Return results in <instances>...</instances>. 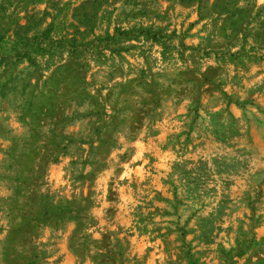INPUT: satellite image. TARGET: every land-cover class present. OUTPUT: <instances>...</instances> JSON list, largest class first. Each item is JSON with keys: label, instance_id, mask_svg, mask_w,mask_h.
Returning <instances> with one entry per match:
<instances>
[{"label": "rangeland", "instance_id": "1", "mask_svg": "<svg viewBox=\"0 0 264 264\" xmlns=\"http://www.w3.org/2000/svg\"><path fill=\"white\" fill-rule=\"evenodd\" d=\"M0 264H264V0H0Z\"/></svg>", "mask_w": 264, "mask_h": 264}]
</instances>
